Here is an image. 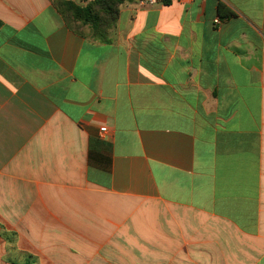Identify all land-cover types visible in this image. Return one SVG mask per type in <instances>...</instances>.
I'll use <instances>...</instances> for the list:
<instances>
[{
	"label": "crops",
	"instance_id": "0c3cea01",
	"mask_svg": "<svg viewBox=\"0 0 264 264\" xmlns=\"http://www.w3.org/2000/svg\"><path fill=\"white\" fill-rule=\"evenodd\" d=\"M52 1L0 0V264H264V0Z\"/></svg>",
	"mask_w": 264,
	"mask_h": 264
},
{
	"label": "trees",
	"instance_id": "16d2710c",
	"mask_svg": "<svg viewBox=\"0 0 264 264\" xmlns=\"http://www.w3.org/2000/svg\"><path fill=\"white\" fill-rule=\"evenodd\" d=\"M123 2L124 0H92L82 7L66 0L52 1L54 7L61 14L70 29L75 32L71 26L74 22L88 24L93 32V37L91 38L99 42L109 41L106 33L114 26L119 16L120 5ZM162 2L167 5L170 3V0H162ZM223 9L224 6L219 4L218 12L220 15ZM229 16H232V13L228 12L225 17Z\"/></svg>",
	"mask_w": 264,
	"mask_h": 264
},
{
	"label": "rangeland",
	"instance_id": "374dc122",
	"mask_svg": "<svg viewBox=\"0 0 264 264\" xmlns=\"http://www.w3.org/2000/svg\"><path fill=\"white\" fill-rule=\"evenodd\" d=\"M71 26L73 27V29L75 30L76 33H79L81 35L84 36H88V37H93L92 36V29L88 24H83L81 22H74L71 24ZM111 29V28H110ZM110 29L107 31V36L109 35V31Z\"/></svg>",
	"mask_w": 264,
	"mask_h": 264
},
{
	"label": "built area",
	"instance_id": "2783aa9c",
	"mask_svg": "<svg viewBox=\"0 0 264 264\" xmlns=\"http://www.w3.org/2000/svg\"><path fill=\"white\" fill-rule=\"evenodd\" d=\"M161 2H162V0H135V4L138 8L152 7V6H155ZM218 22L219 21L217 20L216 23H218ZM100 130H101V132H104L105 128H101Z\"/></svg>",
	"mask_w": 264,
	"mask_h": 264
}]
</instances>
